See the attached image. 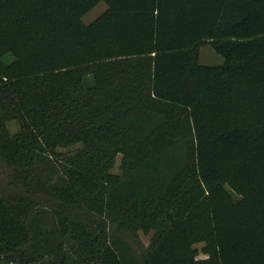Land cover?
<instances>
[{"label": "trees", "instance_id": "obj_1", "mask_svg": "<svg viewBox=\"0 0 264 264\" xmlns=\"http://www.w3.org/2000/svg\"><path fill=\"white\" fill-rule=\"evenodd\" d=\"M0 258L264 264V0H0Z\"/></svg>", "mask_w": 264, "mask_h": 264}, {"label": "rangeland", "instance_id": "obj_2", "mask_svg": "<svg viewBox=\"0 0 264 264\" xmlns=\"http://www.w3.org/2000/svg\"><path fill=\"white\" fill-rule=\"evenodd\" d=\"M105 9H106V5L103 2L97 3L93 8H91L88 12H86L82 16L81 18L82 22L86 24L90 23L95 18H97L102 12H104ZM10 60H11V56H9V54L4 57L5 62H9ZM199 62L207 65H219L222 63V58L217 54L215 49L210 44H206L199 48ZM7 126L10 132L15 131L17 127L14 122L7 123ZM51 164L52 163L51 162L49 163V161L47 162V160L39 161V163L37 164L39 176L40 179L45 178L47 176H51L50 181L56 183L58 175L56 174L55 171L51 172ZM123 170H124L123 157L121 154H117L113 158L110 171L111 173L120 176L123 173ZM3 180L4 179L1 180V185H2L1 187H4L5 185V182ZM37 189L39 192L35 197L39 199V203L42 204V206H46L49 209H53L54 207L57 206L58 201L53 196H51L49 192L45 193L39 188ZM229 191L230 193H232V195L235 198L237 197V195H235V193L231 189H229ZM114 234H117V232L114 231ZM151 235H152V231H148V232L138 231L136 234H131L126 232L120 236L131 245V247L133 248V250L137 255L141 256L143 249L148 245L150 241ZM201 246H202L201 244H196V247L198 249H200ZM203 256H204L203 254L201 253L199 254V257H203Z\"/></svg>", "mask_w": 264, "mask_h": 264}, {"label": "water", "instance_id": "obj_3", "mask_svg": "<svg viewBox=\"0 0 264 264\" xmlns=\"http://www.w3.org/2000/svg\"><path fill=\"white\" fill-rule=\"evenodd\" d=\"M0 264H15V263L9 262V261L5 260L4 258H0Z\"/></svg>", "mask_w": 264, "mask_h": 264}]
</instances>
